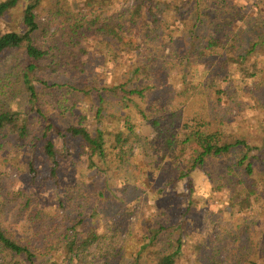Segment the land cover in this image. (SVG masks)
Here are the masks:
<instances>
[{
  "label": "trees",
  "instance_id": "obj_1",
  "mask_svg": "<svg viewBox=\"0 0 264 264\" xmlns=\"http://www.w3.org/2000/svg\"><path fill=\"white\" fill-rule=\"evenodd\" d=\"M23 1L0 34V154L23 174L0 182L2 264H178L213 194L237 228L189 264H223L229 236L226 264H264V0H1L0 18Z\"/></svg>",
  "mask_w": 264,
  "mask_h": 264
},
{
  "label": "rangeland",
  "instance_id": "obj_2",
  "mask_svg": "<svg viewBox=\"0 0 264 264\" xmlns=\"http://www.w3.org/2000/svg\"><path fill=\"white\" fill-rule=\"evenodd\" d=\"M45 1H48V0L41 1L42 4L43 3L45 4L43 5V8L46 7L47 5L46 4L47 2ZM24 7H25V1L19 4L17 8L9 12V14L6 17L0 18V34L5 32L7 29L21 30L22 27H21L20 18H21ZM54 114L56 115V113ZM18 154H21V153L12 152V154L9 153L8 156L5 155V152H2V154H0V164H2L6 159L8 160V163L5 165V167L0 168V182L5 187H10L11 184H13V186L16 184V187H17L21 183V180H20V175L22 174V170H21L22 167L20 165L21 155H18ZM16 159H19V161H17ZM10 164L11 166H9ZM119 180L121 181L122 179L119 178ZM119 180H116L117 183L114 184V186L119 184L120 182ZM124 186L126 185L120 184L116 188H114L116 190H120L118 191L117 195L121 196V190L124 188ZM33 192L34 194L37 193V191L35 192L34 190ZM38 195H39V198L42 199L41 204L46 209L52 210V208L54 207V202H55L53 194H52V189L48 188L45 193H41ZM160 198L161 197H159V199ZM159 199H158V202L160 204L157 206L159 207L164 206V205L166 206L168 204L166 199H162L160 201ZM198 202L199 204H201L200 207L202 208V210H201V214L199 215L200 218L197 221V230L190 232L191 238L188 239L189 248L185 253V258L179 261L178 264H189L190 263V260L192 259V254H193L192 253L193 241H198V239H202V240L206 239V242L211 244L216 240V248H218V245H219V249H221V246L218 243V239L221 236H224L225 233H228V231H235L237 228L236 223L230 220L229 213L225 211L227 203L224 201V197L219 196L218 194H213L212 197L208 198V200L206 201V199L203 198V195H202V199L198 200ZM107 207L108 206L105 205V208L102 209L103 211L102 215L109 214V210ZM140 208H143V206L142 207L139 206V209ZM139 209H136L135 212H140L141 210ZM233 219L236 220V215L233 217ZM130 220L131 221L135 220V217L132 216ZM105 221H107V219L103 218V216L99 219V223H102L103 225L108 223ZM20 225L21 224H19L18 226H14V228L17 230H21L22 227ZM220 225L223 226V229L220 228ZM263 226H264V223H263ZM255 228L258 229V227H255ZM228 238L234 243L233 239H231L230 236ZM229 239L224 240L223 244L226 249L222 250L219 253L218 258H217L219 261H222L223 264H226V258H228V252L234 248V246L231 244ZM122 241H124V239H122ZM238 244L240 245L246 244L244 242V235L240 237V241ZM2 263L3 261L0 259V264ZM96 263L101 264L102 261L98 260L96 261Z\"/></svg>",
  "mask_w": 264,
  "mask_h": 264
}]
</instances>
